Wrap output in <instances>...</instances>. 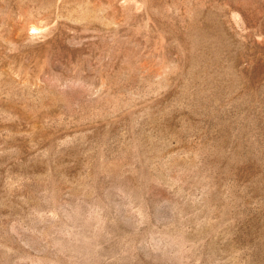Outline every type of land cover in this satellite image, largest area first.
Returning a JSON list of instances; mask_svg holds the SVG:
<instances>
[{"label":"rangeland","instance_id":"1","mask_svg":"<svg viewBox=\"0 0 264 264\" xmlns=\"http://www.w3.org/2000/svg\"><path fill=\"white\" fill-rule=\"evenodd\" d=\"M0 264H264V0H0Z\"/></svg>","mask_w":264,"mask_h":264}]
</instances>
